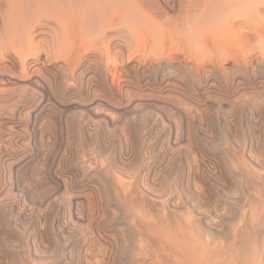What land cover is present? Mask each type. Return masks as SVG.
I'll return each mask as SVG.
<instances>
[{"label": "rangeland", "instance_id": "374dc122", "mask_svg": "<svg viewBox=\"0 0 264 264\" xmlns=\"http://www.w3.org/2000/svg\"><path fill=\"white\" fill-rule=\"evenodd\" d=\"M154 1H142L125 15H113L114 24L124 28L125 36H137L135 42L140 49L149 47L151 40L146 36H163L161 48L165 53L186 56L187 0H172L173 6L162 0ZM15 6L4 1L0 36L13 33L22 36L33 27L42 26L45 31L40 36L61 35L48 0H25ZM69 34L76 36L75 29ZM19 46L15 53L34 56L33 46L27 45V49L21 45L18 49ZM134 51L136 48L131 49V53ZM185 70H167L164 73L171 78L163 83L152 82L150 71L133 73L136 76L133 82L125 85L122 93L116 90V104L125 109L123 114L94 104L96 114L92 113L90 118L94 117L96 123L102 121L101 124H105L106 118L109 123L96 144L83 138L73 126L65 131L64 143L71 156L62 161L58 171L67 184L66 190L60 191V199L67 205L71 191L79 198V203H72V207L87 219L75 227L88 233L98 255L107 247V256L111 254L112 258L103 264L264 263V89L260 86L256 92L247 86L240 89L237 83L243 81L245 71L209 73L199 82L198 78L189 81ZM50 75L52 101L90 102L92 96L87 94L84 83H74V92L67 93L65 85L54 78L58 74ZM43 98L33 92L28 103L6 100L1 103L0 114L14 115L15 122L26 128L31 106ZM131 108L142 111L144 119L135 118ZM49 111L36 120L40 127L36 148L31 149L30 133L20 130L12 133L13 139L10 131L0 127V151L13 150V153L15 149L13 156L21 155L25 148L24 152L29 149L44 153L48 143L56 140L57 129L52 120L60 115L56 109ZM75 111L69 110V116ZM112 121L119 125L130 122V129L124 128L122 132V151L114 137L121 135V129ZM114 156L122 157L125 164L116 166ZM86 161L88 165L83 170L81 165ZM1 164L0 175L6 177ZM51 174L49 165L45 166L40 156L35 155L16 177L7 175V184L17 180L28 190L24 199V195L10 191V185L0 194V264H63L62 255L68 247L61 237L49 233L38 254H30L27 226L14 221L10 206H2L7 197L11 202L34 205L33 196H39L42 188L48 190L56 185ZM111 176L120 177L124 183L118 191L107 181ZM144 183L149 190L143 188ZM191 201L216 218L217 229L209 232L203 223L195 226L189 223L191 215L185 203ZM94 234H101L102 250L94 244H98ZM92 260L91 264H98Z\"/></svg>", "mask_w": 264, "mask_h": 264}, {"label": "bare ground", "instance_id": "6f19581e", "mask_svg": "<svg viewBox=\"0 0 264 264\" xmlns=\"http://www.w3.org/2000/svg\"><path fill=\"white\" fill-rule=\"evenodd\" d=\"M4 1L15 6L25 0H0V10ZM48 1L51 4L52 15L55 17V24L61 30L60 36H40L41 32L44 33L45 31L43 26L33 27L27 34H23L21 30L22 36L16 35V33L9 34L10 36L3 34L0 36V84L5 83V86L0 85V108L3 106L1 103L10 99H14L16 103H28L30 93L33 94V92L45 97L36 104L32 103L26 128H22L15 122L14 115L1 114L0 127L10 131L11 134L18 133L20 130L30 133L31 149L36 148L39 143V138L36 135L40 129L36 120L47 115L49 109L53 108L60 112V115L52 120L55 123V126L52 124L53 127L57 129L54 136L56 140L54 139L55 141L51 144L48 143L47 151L43 150L44 153L29 149L24 152L25 148L21 149L24 153L20 150L21 155L13 156V153L16 152L14 148L18 145L15 143L16 145L13 144L14 148L12 147L13 153H11L13 150L9 153L8 151H0V162L4 166L3 171H6V177L7 175L11 177L12 174L16 177L20 168L29 160L31 161L35 155H38L45 166L49 165L53 174L52 177L56 179V185L48 190L42 188L39 196H33L34 205L11 202L7 197L4 198L2 206H10L9 208H11L15 218L14 221L27 226L26 229L29 231L32 245V248L28 246L30 254L37 255L40 248L44 246V237L49 233H54L55 237H61L68 247L67 253L62 255L63 264H91L93 263L92 259L98 264H103L107 259H111L112 255L107 256V247L104 246L99 237L101 234L98 236L94 234L98 242V244L95 242L94 244L99 245V250H102L100 244L104 246L102 253L98 250V255L88 239V233L75 227L83 224L87 219L85 214L78 213L72 207V203L74 205L79 203V198L71 194V191L69 192L70 202L67 205L63 199H60V191L66 190L67 184L60 179L58 171L62 161L68 160L71 156L64 143L65 131L68 132L69 126H73L77 128L78 133L83 138L96 144L108 128L106 126L109 123L106 118L104 119L105 124H101L102 121L96 123L93 120L94 117L93 119L90 118L92 113L96 114L93 105L103 104L106 110L112 108L115 110L110 111L123 114L125 109L116 104V90L122 93L125 85L133 82L132 78L136 77L133 73L138 75L150 71L152 82L160 81L163 83L171 78L164 73L167 70L176 72V70L186 69L189 81L198 78L199 82H203V76H207L209 73L222 74L227 70H240L248 73L246 76V73H243V81L237 83L240 89L243 90L245 86L252 89V92H256L259 86L264 89V0H187L188 20L184 36L185 58L178 52L165 53L161 48L163 36H146L151 40L149 47L140 49L141 47L136 46L135 42L137 36H125L124 28L114 24L113 15H125L145 0ZM162 1L168 6L174 5L172 0ZM74 29L76 36H69V33ZM21 45H25V48L27 45L33 46L34 49L33 52L31 50V53L34 56L30 58L26 54L24 56L22 53H15L17 46L19 49L22 48ZM43 46L46 48L44 53L41 52ZM132 48H136L134 53H131ZM51 73L58 74L57 76L54 75V78L59 79V82L65 85V92L67 93L74 92L76 89L74 83H84L87 94L92 96L90 102L83 103L60 99L52 101L50 97ZM14 75L19 79L15 78ZM82 91L79 93L82 94ZM98 92L101 94H96ZM150 103L151 105L155 104L154 102ZM71 109L77 110L73 116H69L68 113ZM130 111L134 113L135 118L144 119L142 111L134 108H131ZM132 121L134 122V120ZM112 123L121 129V135L118 133L114 137L115 140H119L122 151V140L124 139L122 132L124 128L130 129V122L124 121L121 125L115 121ZM104 127L106 128L103 129ZM47 131L50 133L49 130ZM11 134L9 135L10 138L13 137L14 139V134ZM40 136L42 138V135ZM18 142L20 143V141ZM9 146L8 144L7 147ZM20 147L19 145L17 148ZM41 149L44 148L41 146ZM20 151L17 152L20 154ZM116 157V166L125 164L122 157H120L121 159L119 157L116 159ZM87 162L82 163L83 170L86 169ZM6 177L0 178V194L7 185H10L8 189L24 195V199L28 189L17 180L7 184L8 179ZM111 180L108 179L107 181L114 189L118 191L122 188L121 184L124 183L120 177L111 176ZM143 188L148 189L146 184ZM135 191L136 189H134ZM125 192L128 193V191ZM143 199L146 200L147 197H143ZM192 201L185 203V207L191 215L189 223L194 226L203 223L209 232L217 229L214 224L216 218ZM193 211L196 212V216L192 215L191 212ZM89 220L94 223L93 219ZM193 225L191 226L193 227ZM106 245L108 246V244ZM86 255H90L92 259H88ZM245 264L264 263L253 261Z\"/></svg>", "mask_w": 264, "mask_h": 264}]
</instances>
